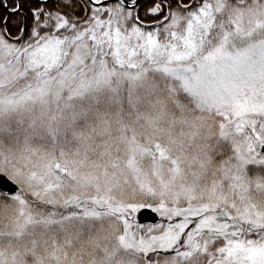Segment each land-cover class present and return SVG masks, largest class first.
<instances>
[{
    "label": "snow or ice",
    "instance_id": "1",
    "mask_svg": "<svg viewBox=\"0 0 264 264\" xmlns=\"http://www.w3.org/2000/svg\"><path fill=\"white\" fill-rule=\"evenodd\" d=\"M0 264H264V0H0Z\"/></svg>",
    "mask_w": 264,
    "mask_h": 264
}]
</instances>
